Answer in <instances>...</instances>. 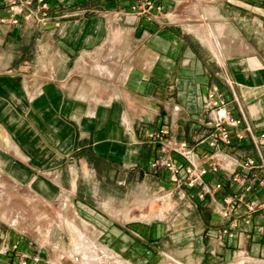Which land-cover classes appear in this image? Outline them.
I'll return each mask as SVG.
<instances>
[{"label": "crops", "instance_id": "obj_1", "mask_svg": "<svg viewBox=\"0 0 264 264\" xmlns=\"http://www.w3.org/2000/svg\"><path fill=\"white\" fill-rule=\"evenodd\" d=\"M46 1V17L26 20L0 0V171L45 201L71 200L109 229L108 249L131 264L124 257L138 253L145 262L264 264V229L256 228L264 210L249 224L243 214L224 219L222 198L236 187L204 200L199 186L177 189L169 170L151 167L158 151L148 140L165 127L210 151L200 140L211 133L204 104L215 86L238 117L244 112L242 128L264 132V0H153L146 13L132 8L137 0ZM224 149L257 156L250 137ZM133 183L176 193L196 222L179 227L163 213L120 222L99 207ZM11 234L0 229V264L28 257Z\"/></svg>", "mask_w": 264, "mask_h": 264}, {"label": "rangeland", "instance_id": "obj_2", "mask_svg": "<svg viewBox=\"0 0 264 264\" xmlns=\"http://www.w3.org/2000/svg\"><path fill=\"white\" fill-rule=\"evenodd\" d=\"M106 192L112 194L109 190ZM64 198L45 201L28 186L18 184L0 171V229L10 235L14 231L15 236L20 237L22 251L28 255L24 258L36 260L39 257L41 264H81L77 260L81 256L77 243L81 244L82 252L88 256L94 254L107 259L108 252H113L108 249L111 247L106 241L109 229L78 212L71 200L64 203ZM101 201L99 207L120 222H124L125 218H158L163 213L169 216L171 223L185 227L194 223L197 216L193 207L187 201L180 200L176 193L169 196L167 191L148 190L143 183H133L128 189L120 191L117 198L107 197ZM128 207L131 213L125 212ZM14 220L16 224H13ZM91 243L96 247H91ZM137 255L133 259L124 258L133 264H175L178 261L165 255L145 262V255ZM107 264L114 263L111 261Z\"/></svg>", "mask_w": 264, "mask_h": 264}, {"label": "built area", "instance_id": "obj_3", "mask_svg": "<svg viewBox=\"0 0 264 264\" xmlns=\"http://www.w3.org/2000/svg\"><path fill=\"white\" fill-rule=\"evenodd\" d=\"M6 3L14 17L22 15L26 20L36 19L38 13L46 17L49 9L46 0H37V4L35 0H6ZM154 7L153 0H137L132 6L134 10L143 13ZM14 22H18V18ZM222 70L225 81L232 87L229 74L225 68ZM204 106L208 112L207 124L211 133L201 139L200 143H205L210 151L200 154L186 140L167 136L166 128L160 127L148 135V140L158 151L151 167L157 169L162 166L169 170L174 176L177 189L183 192L199 186L198 196L201 200L206 199L208 194L215 195L227 184L235 186L234 192L223 196L219 213L227 220L243 214L244 222L249 224L253 214L264 210V132L256 134L248 123L245 128L241 127L243 120L247 121L244 112L242 111V117H238L230 109L227 94L220 86H215L208 92ZM248 137L253 141L257 156L235 155L224 149L234 145L235 140L242 142ZM210 174L219 178L210 183L206 180V176ZM254 188L259 190L262 197L256 195L248 198L249 190ZM238 224L239 221L234 219V225ZM256 228L262 231L264 226ZM223 232L227 233L228 229ZM12 264H27V259L20 257Z\"/></svg>", "mask_w": 264, "mask_h": 264}, {"label": "bare ground", "instance_id": "obj_4", "mask_svg": "<svg viewBox=\"0 0 264 264\" xmlns=\"http://www.w3.org/2000/svg\"><path fill=\"white\" fill-rule=\"evenodd\" d=\"M67 200L64 198V203H66ZM13 224H16V220L13 221ZM81 245V244H80ZM79 243H77V247L79 249V254L81 256H79V258L77 260L81 261V264H107L109 262H113L114 264H126L125 261L120 260V258L116 255V253L114 252H108V256L107 259H103L100 257H96L94 254H92L91 256H88L86 253L82 252L81 247H80ZM91 247L94 245L93 243L90 244ZM95 246V245H94ZM96 247V246H95ZM84 248V247H83ZM82 248V249H83ZM89 249V248H87ZM92 250V249H91ZM105 250L103 249V252ZM87 252V250H86ZM106 253V252H105ZM99 254V253H98ZM97 254V255H98ZM104 254V253H103ZM101 256V255H100ZM106 256V255H105ZM77 258V257H75ZM76 260V259H75ZM180 263V262H179ZM175 264H178V262H176Z\"/></svg>", "mask_w": 264, "mask_h": 264}]
</instances>
